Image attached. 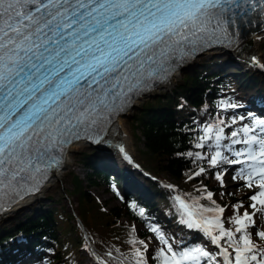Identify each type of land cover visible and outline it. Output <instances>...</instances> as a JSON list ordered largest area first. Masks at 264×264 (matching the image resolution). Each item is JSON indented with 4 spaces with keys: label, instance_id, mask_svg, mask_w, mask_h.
Instances as JSON below:
<instances>
[{
    "label": "snow or ice",
    "instance_id": "snow-or-ice-1",
    "mask_svg": "<svg viewBox=\"0 0 264 264\" xmlns=\"http://www.w3.org/2000/svg\"><path fill=\"white\" fill-rule=\"evenodd\" d=\"M253 14L264 28V0H0V201L15 202L38 191L48 171L61 164L65 145L82 138L100 142L108 120L136 92L174 71V53L183 57L195 47L238 46L237 16ZM257 22L245 20L249 27ZM251 60L259 64L255 56ZM220 124H207L196 147L222 150L195 155L213 168L240 165L239 178L253 192L251 203L233 206L227 218L233 227L226 228L225 207L202 205L197 212L177 197L187 226L203 229L219 250L215 255L199 247L176 252L153 227L166 246L159 252L161 264H264V228L259 227L264 120L228 134L231 125L223 119ZM205 171L200 168L189 179ZM223 175L216 174L221 185ZM212 197L208 191L206 198ZM134 255L135 264H145L139 248Z\"/></svg>",
    "mask_w": 264,
    "mask_h": 264
},
{
    "label": "trees",
    "instance_id": "trees-1",
    "mask_svg": "<svg viewBox=\"0 0 264 264\" xmlns=\"http://www.w3.org/2000/svg\"><path fill=\"white\" fill-rule=\"evenodd\" d=\"M215 62L214 59L204 60L170 90L147 97L132 112L133 126L143 143L137 160L156 178L146 176L133 166L130 167L135 171L127 172L123 163L117 160L111 163L96 155V147L84 150L78 157L86 169L85 176L73 174V188L63 196L77 195V213L74 209L70 211L61 198H57L50 206L40 204L24 218L0 227V264L24 260L25 264H31L27 260L29 257L41 260L42 264H84L85 252L96 257L77 215L82 219L90 240L101 250L103 258L96 257L100 264H135L137 248L143 253L145 264H161L160 248L154 246L157 233L152 231L153 227L178 252L199 247L216 254L218 250L211 240L204 243L187 229L188 218L178 196L173 187L162 182L173 183L179 195L197 212L201 211L202 205L225 207L223 222L226 228L233 227L227 218L233 216V206L242 203L240 196L243 192L229 190L224 178L223 185L216 178L218 172L225 173L227 164L213 168L207 159L195 155L199 152L207 157L222 149L197 148L196 144L202 142L200 137L207 124L223 127L220 124L223 119L231 125L225 128L226 134L240 128L226 119L224 113L230 118L242 113L243 108H226L227 104L222 107L219 101L235 100V93L239 99L232 104L239 105L247 98L264 102V71L249 73V80L238 82L235 87L231 75H224L221 70L212 71ZM227 142L222 141V144ZM234 147L241 148L240 145ZM190 152L192 156L188 155ZM200 168L206 171L189 179ZM125 175L130 190H125ZM132 175L136 177L132 179ZM105 184L117 187V196L121 192L124 194L121 204L109 205L108 200L91 190L92 186ZM208 191L213 193L212 200L206 198ZM203 215L210 218L214 213L204 212ZM138 223L147 227L139 228ZM141 241L147 245L146 252ZM106 250L108 253L103 252Z\"/></svg>",
    "mask_w": 264,
    "mask_h": 264
},
{
    "label": "rangeland",
    "instance_id": "rangeland-1",
    "mask_svg": "<svg viewBox=\"0 0 264 264\" xmlns=\"http://www.w3.org/2000/svg\"><path fill=\"white\" fill-rule=\"evenodd\" d=\"M260 42L261 43H259V46L257 47V52L254 56L257 57L262 62V65H264V36L261 38ZM227 49L231 50L229 48H225L224 50L226 51ZM218 50H220V51H218ZM224 50L217 49V50H212L209 53H207L208 51L206 53L204 52V54H202L201 56H199L196 59L195 65L192 68H187L183 71L182 70L179 71V73H178L179 75L178 74L176 75L172 85L159 88L155 92L149 93L147 96L142 97L140 99V101H138L136 103L135 107H133L132 110L129 113H127V115H124L125 124H126L127 129L129 130V132L132 136V157L134 159L137 160V157H138L137 154L139 153V150H140L139 148L143 146V143L138 136L140 133L138 131H136L134 126H133L132 112L139 108L140 104L143 102L144 99H146L147 97H150V98L155 97V95H157L160 92H165V91L170 90L177 82L184 79L185 75L187 74V72L189 70L194 69L195 66H199L204 60H207V59L208 60L209 59L216 60L214 65L221 60V62H223V64H225L224 68L218 69V67H221L218 65L214 66V68H216L217 71L221 70L224 75H231L233 78L234 85L237 84L238 82H244L246 80H249L250 75H248V74L249 73L251 74L253 71H256L253 69L254 65L241 61L237 54H233V53H235L234 51L231 52V55H229ZM217 59H219V60H217ZM259 67H261V66H259ZM209 71H207V72H209ZM236 86L237 85H235V87ZM233 96H234L235 100L239 99V96L237 94L234 93ZM235 100H231L229 102H226L224 100H220L219 102H220V105H222V107H224L226 104L228 105V104L234 103ZM238 104H239L238 105L239 107L241 106V107L245 108L244 109L245 111H243L244 113L242 115L238 113L239 114V115L237 114L238 116L234 115V116H231L229 118V116L224 113L225 118L228 120H231V122H232L233 117L237 118V123L234 124L235 126L240 127V125H242V124H248V125L255 126L254 122L256 120H264V115L259 113V112L255 113L253 108L251 109V107L247 106L248 104H246V103H244V104L238 103ZM241 116H244V118H245L243 121H240L238 119ZM240 146L244 147L243 145H240ZM90 147H94V146H91V144L88 142H80L78 144V147L75 148V150L72 153V159H71L72 164L69 166H64L61 169V177H59V178L58 177H55V178L52 177L48 183L49 185H47L44 189H42L37 195L28 196L26 199L27 200L26 203L23 204L22 206H20V208L16 212H14L12 214L10 213V211L4 212L3 215L0 217V227L4 226L5 224H8L11 221H16V220H19L21 218H24L28 212H31L35 207H38L40 204H43L44 207L50 206V204L55 203L57 198H61V201L69 208V210L74 211L75 206H77V204H78L77 195L73 194V196L65 197V198H63V196L67 192V190H71L73 188V179H72L73 174H80L81 176H85L86 169L81 164L78 156L81 155V153L84 150H86ZM106 155L109 157V155L107 153H106ZM113 157H114L113 158L114 160H117L119 162L121 161L116 156L113 155ZM109 158L112 159L111 157H109ZM127 165H128V167L132 166L130 163H128ZM240 167H241L240 165H229V167L226 169V171L224 173L223 178H224L225 185L228 187L229 190L236 191V192H243L240 197L242 198L241 199L242 204L244 205L245 208H247L249 203H251V201L248 199V197L251 196L253 194V192L250 191L247 187L243 186L244 182L239 178ZM147 172H149V171H147ZM130 173H132V172L130 171ZM146 174L147 175L150 174L152 176H155L151 172L146 173ZM234 176L236 177V179H233ZM85 183H87V182H85ZM165 185H167V184H165ZM173 185H171L170 187H173L174 193L177 196H180L179 195L180 193L178 192L176 187ZM117 189H118L117 187H114V186L112 187L108 184L102 185L100 187L92 186V188H91V190L93 192H96L97 194H99L102 197V199L108 200L109 205L116 204V203H118V204L122 203L124 194L121 192V195L117 196L115 194ZM256 191H258V189H256ZM72 201L74 202V205L72 204ZM109 205H108V207H109ZM248 210L250 212L252 211V209H248ZM126 218L127 217H124V219H126ZM258 222H259V218H258ZM138 227L139 228H146L147 226H145L143 223H138ZM259 227L264 228V222H259ZM85 230H86V228H85ZM256 230H259V229H253V231H256ZM88 237L89 236H87V238ZM88 241H89L91 249L93 248L92 251L95 253L96 257L103 258L101 255V250L97 249L96 245L90 240V238L88 239ZM154 246L157 248H160V249L166 248V246L164 244H162L158 241L157 237L154 240ZM103 252L108 253L107 250L103 251ZM91 257L85 252L84 264H99L97 262L96 257H94V259ZM35 264H42V261L37 260ZM187 264H189V262ZM213 264H215V263L213 262Z\"/></svg>",
    "mask_w": 264,
    "mask_h": 264
},
{
    "label": "bare ground",
    "instance_id": "bare-ground-1",
    "mask_svg": "<svg viewBox=\"0 0 264 264\" xmlns=\"http://www.w3.org/2000/svg\"><path fill=\"white\" fill-rule=\"evenodd\" d=\"M264 36V28H262V25L261 23L259 25H256L255 27L251 28L248 30V32L243 36V41L241 42V44H239L238 46L235 45V47L231 48V50H224L221 48V50H224L227 54L231 55V52H235L233 54H237L238 57L240 58L241 61L245 62V63H249V64H252L254 65V70H261V68H259V65L256 64V63H253L251 58L256 54L257 52V47L259 46V43H261V38ZM259 37V38H257ZM212 50H217V49H212ZM212 50H209L207 53H209L210 51ZM220 51V50H218ZM205 52V53H206ZM204 54V53H203ZM252 56V57H251ZM195 60L193 61H190L189 63H187L186 65H183L181 66L180 68L176 69L172 75V78L165 82V83H162L157 89L159 88H162V87H165V86H170L173 84V81H174V78L176 77V75L179 73V71H183L187 68H192L194 65H195ZM222 63V64H221ZM262 63V62H261ZM221 66V67H218V69H222L224 68L225 64H223V62H221V60L219 62H217L214 66ZM217 70L216 68L213 67L212 71H215ZM262 71V70H261ZM230 72V71H229ZM179 75V74H178ZM157 89L151 91L150 93H153L155 92ZM148 95V94H147ZM147 95H144V96H147ZM144 96H141L139 99H137L135 101V103L132 105L131 108H128L127 111L125 113H122L120 114L118 117H117V120L116 122L114 123V126L116 127V130L115 132H111L108 134V138L113 140L114 141V144L116 145V143H121V146L125 148L126 151H128L130 153V155L132 156V136L129 132V130L127 129V126L125 124V117L124 115H127V113H129L133 107H135L136 103L138 101H140V99ZM264 101V100H263ZM246 104H248L247 106L248 107H251V109L253 108L254 112L257 113H261L264 115V102L258 100V99H253V98H247L246 101L244 102ZM243 103V104H244ZM243 108V110L245 109L244 107H241ZM245 111V110H244ZM244 112L242 111L241 115L243 114ZM253 113V112H252ZM245 116V115H244ZM243 116V117H244ZM113 126V127H114ZM80 142H85V141H77V142H72L68 145L67 147V154H66V159H65V162H64V166H69L72 164V153L73 151L75 150V148L78 147V144ZM115 145L110 148L108 151H109V154H111L109 157H111L112 159H110L106 154L102 153L101 151L97 150V153L96 155H101L103 158L107 159L109 162L113 163V161L115 162L116 160H114L113 158V155L116 156L119 160H121L120 162L124 164L125 168H126V171L130 173V171L133 173L135 171V169L133 170L132 167H128L127 165V161L121 157V153L116 150V147ZM91 146H94L91 144ZM94 147H98L97 149H100V147L98 145L94 146ZM107 153V152H106ZM113 154V155H112ZM116 163V162H115ZM127 165V166H126ZM63 166V167H64ZM62 167V168H63ZM229 167V165H228ZM246 167V166H245ZM142 173V172H141ZM52 177L55 178V177H61V169H57L53 172L52 174ZM127 175H125V190H128L129 186L128 185V182H127ZM136 177V176H135ZM133 175L131 176L132 179L135 178ZM51 179H49L46 184L42 187V189H44L47 185H49V181ZM134 189V188H133ZM130 190V189H129ZM259 190V189H258ZM38 193H36L35 195H37ZM35 198V197H34ZM27 197H24L23 199H19L17 200L7 211H10V213H14L16 212L20 206H22L23 204L26 203V200ZM194 211V210H193ZM6 212V211H5ZM74 213H77L74 211ZM3 214H1L2 216ZM187 229L193 233V236L194 238H201V240L204 242V243H208L210 241V237H209V234L205 233V231H202L201 229H195V228H189L188 226H186ZM213 235L216 234V232L214 231L212 233ZM174 248V247H173ZM214 248L217 249V246L214 245ZM176 252H178V250L176 248H174ZM183 250H187L186 248L185 249H182ZM215 250V249H214ZM215 255V254H213ZM97 259V258H96ZM203 258H201L202 260ZM28 261H31L32 263L31 264H35L36 263V258H31L29 257L27 259ZM41 261V260H39ZM97 262L100 264V262L97 260ZM188 263V262H187ZM215 263V262H214ZM14 264H25V260L24 261H20L17 262V263H14ZM189 264H192V262H189Z\"/></svg>",
    "mask_w": 264,
    "mask_h": 264
},
{
    "label": "water",
    "instance_id": "water-1",
    "mask_svg": "<svg viewBox=\"0 0 264 264\" xmlns=\"http://www.w3.org/2000/svg\"><path fill=\"white\" fill-rule=\"evenodd\" d=\"M115 130H116V127L113 128V132H115ZM103 144L104 145H102V144L99 145V147L103 149L101 151H103V153L105 152V154L107 152V154L110 156L111 154H109L108 150L110 148H112L115 144H112V142H104ZM115 147H116V150H118L121 153V157H123L127 161V164L130 163L132 166H134L135 168L139 169L141 172H145L144 167L140 164V162H138V160L134 159L130 155V153L128 151H126L124 147L121 146V143L120 144L116 143ZM121 148L123 149V151H121ZM179 198H180V200H183L181 196H179ZM78 218H79V221L82 223L83 227H85L82 219L80 217H78ZM85 233L88 236L87 230H85ZM88 239H89V237H88Z\"/></svg>",
    "mask_w": 264,
    "mask_h": 264
}]
</instances>
